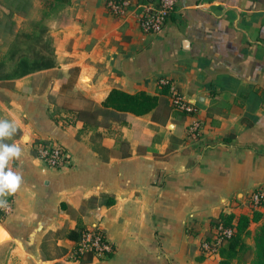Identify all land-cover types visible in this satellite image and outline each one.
Here are the masks:
<instances>
[{
    "label": "crops",
    "instance_id": "obj_1",
    "mask_svg": "<svg viewBox=\"0 0 264 264\" xmlns=\"http://www.w3.org/2000/svg\"><path fill=\"white\" fill-rule=\"evenodd\" d=\"M45 1L20 18H38ZM106 1L69 0L46 25L56 67L0 82V120L21 132L8 140L21 149L8 167L22 177L2 198L13 210L0 216L8 236L0 264H219L200 251L210 222L250 215L247 196L264 186V0H178L159 35L110 15ZM10 13L0 0V17ZM69 79L72 89H63ZM160 79L192 116L159 95ZM112 90L159 102L141 116L109 110L95 127L50 119L52 95L77 93L98 110ZM57 104L62 115L87 103ZM194 122L202 139L193 143L185 129ZM49 140L67 150L66 166L35 157L33 143ZM78 224L102 231L113 255L70 261L66 234ZM262 224L250 225L249 245Z\"/></svg>",
    "mask_w": 264,
    "mask_h": 264
},
{
    "label": "trees",
    "instance_id": "obj_2",
    "mask_svg": "<svg viewBox=\"0 0 264 264\" xmlns=\"http://www.w3.org/2000/svg\"><path fill=\"white\" fill-rule=\"evenodd\" d=\"M62 4H67L69 0H55ZM39 27L36 35L34 33H22L21 36L25 40L32 41L26 50L18 46L19 42H14L9 47L5 59L0 60V82H12L35 72L50 70L56 67L54 49L47 39V27L36 25ZM17 37V35H16ZM76 71V70H74ZM74 81L69 79L62 86L63 89H72ZM73 93V92H72ZM75 94L76 98L83 99L87 104L81 109L62 108L63 113H54L50 111V119L55 123H61L63 127H68L75 122L81 121L86 126H98V117H107L109 110H115L125 114H133L141 116L154 110L159 102L158 96H150L144 92L130 95L118 90H112L105 100L102 102L101 109H94L93 103L83 98L80 94ZM169 88L162 87L159 95L168 98ZM185 117V113H179ZM191 116L193 114H190ZM17 129V128H16ZM21 132L16 130L11 137H19ZM10 139V138H9ZM9 139H5L3 143L9 144ZM113 200L109 199L105 202L106 206L113 204ZM87 204L93 205L94 199H90ZM259 209L251 210L250 215L221 214L218 219L212 220L210 223L215 224L222 222L227 226H233L232 235L225 241L219 249V264H264V224L256 231L253 246L246 242V238L250 236L249 227L252 223H259L264 217V201L259 202ZM61 209L67 210L64 202L61 203ZM0 215H2L0 211ZM234 222V223H233ZM81 224L66 234V238L77 244L85 231ZM112 256V255H111ZM93 256L91 253L84 254L79 260L81 263L91 262Z\"/></svg>",
    "mask_w": 264,
    "mask_h": 264
},
{
    "label": "built area",
    "instance_id": "obj_3",
    "mask_svg": "<svg viewBox=\"0 0 264 264\" xmlns=\"http://www.w3.org/2000/svg\"><path fill=\"white\" fill-rule=\"evenodd\" d=\"M178 0H107L105 8L107 12L117 18L130 16L136 22L140 32L144 35H159L162 33L168 18L175 12ZM159 87H168V99L174 111L185 113L187 116L194 113L190 103L183 100L178 90L172 86L168 79H160ZM185 139L188 142H199L202 139L200 125L194 122L186 127ZM32 151L46 167L59 169L69 162L67 150L56 141L34 142ZM6 205L0 206L3 214H9L13 210V201L5 198ZM264 201V186L259 187L248 194L247 204L251 210L259 209V202ZM234 223V222H233ZM233 226H227L222 222L210 225V235L204 237L200 243L201 254L206 259L219 257V249L232 235ZM91 253L93 259L106 260L114 253L113 246L106 240L102 231L96 227L86 228L77 244L69 253L70 261H79L84 254Z\"/></svg>",
    "mask_w": 264,
    "mask_h": 264
},
{
    "label": "rangeland",
    "instance_id": "obj_4",
    "mask_svg": "<svg viewBox=\"0 0 264 264\" xmlns=\"http://www.w3.org/2000/svg\"><path fill=\"white\" fill-rule=\"evenodd\" d=\"M43 1L44 0H5V4L10 9L11 13L6 16L0 17V60L5 59L9 47H11L14 42L18 41V46H20L23 50H26L28 45L32 41L25 40L19 35H21L22 33H34V35H36L39 29V27H37L36 25L39 24L40 26L46 27L48 19L51 18V16H53L55 12H57L61 7L64 6V4L58 1L46 0L41 11V15L38 18H36L35 15L32 14L30 18H25L24 20L20 18V16H24L25 13H27L29 8L39 3L42 4ZM14 15H17L19 17H16ZM47 39L52 46V43L48 36ZM63 95L64 96L60 98L55 95L51 96V99L54 102V106L51 108L52 112H61L60 106H58L57 104L59 100L60 104L62 103V105L64 104V101L65 104H72L79 100L74 95H69L68 92ZM26 140L27 137L24 139V141Z\"/></svg>",
    "mask_w": 264,
    "mask_h": 264
},
{
    "label": "clouds",
    "instance_id": "obj_5",
    "mask_svg": "<svg viewBox=\"0 0 264 264\" xmlns=\"http://www.w3.org/2000/svg\"><path fill=\"white\" fill-rule=\"evenodd\" d=\"M16 130L13 123L0 120V206L6 205V200L2 198L15 193L22 182L21 175L8 167L10 161L21 156V149L16 144L3 143L5 139L11 138Z\"/></svg>",
    "mask_w": 264,
    "mask_h": 264
},
{
    "label": "water",
    "instance_id": "obj_6",
    "mask_svg": "<svg viewBox=\"0 0 264 264\" xmlns=\"http://www.w3.org/2000/svg\"><path fill=\"white\" fill-rule=\"evenodd\" d=\"M6 239H8V236L6 235V232L3 230V228L0 226V242L5 241Z\"/></svg>",
    "mask_w": 264,
    "mask_h": 264
},
{
    "label": "bare ground",
    "instance_id": "obj_7",
    "mask_svg": "<svg viewBox=\"0 0 264 264\" xmlns=\"http://www.w3.org/2000/svg\"><path fill=\"white\" fill-rule=\"evenodd\" d=\"M26 137H24V139H25Z\"/></svg>",
    "mask_w": 264,
    "mask_h": 264
}]
</instances>
